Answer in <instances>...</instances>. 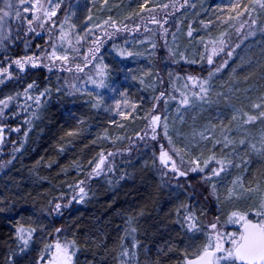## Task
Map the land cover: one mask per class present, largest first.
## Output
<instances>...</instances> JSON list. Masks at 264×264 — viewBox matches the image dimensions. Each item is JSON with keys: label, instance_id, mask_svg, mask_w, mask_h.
<instances>
[{"label": "trees", "instance_id": "1", "mask_svg": "<svg viewBox=\"0 0 264 264\" xmlns=\"http://www.w3.org/2000/svg\"><path fill=\"white\" fill-rule=\"evenodd\" d=\"M147 1L132 0L129 13L133 8L135 12L143 11ZM231 1H206L199 12L194 6L196 8L190 9L181 22L177 20L183 10L181 7L172 4L165 10L158 6L141 15L144 18L139 21L168 20L165 29L182 23L181 29L186 34L200 33L201 25L208 26L209 33H218L215 28H220L227 13L231 15L236 11ZM70 3L64 0L61 4L56 26L61 23ZM249 3V0L240 2V12ZM19 9L15 10L14 6L0 27V66L8 67L12 76L11 79L3 78L0 99L13 97L7 107L0 105V264H38L42 254L48 255L45 246L56 239L75 241L78 249L75 264H183L186 254L191 257L194 249L199 250L205 243L211 220L218 217L219 222L226 223L230 215L227 212V218L224 215L223 196L216 197L210 183L204 179L205 174L211 175L210 170L205 169L202 175H195L196 178L185 183L181 177L173 179L157 164L158 146L145 136L148 116L154 106L150 102L145 104L147 114L138 127L127 132L128 151L110 157L109 173L87 183L80 202L75 200L68 207H62L60 215L52 212L56 203L63 206L70 199L80 180H87L101 152L90 143L73 140L71 134L82 124L96 128V134H101L111 128L118 114L112 115L100 108L93 96L77 91V86L85 82L86 64L92 65L93 56L101 51V44L93 43L84 51L87 45L71 42L68 44L71 48L69 58L56 64L47 62V67L33 68L26 64L25 71L21 72L12 63L24 57H37L39 47H44L42 36L33 37L34 24L28 23L24 15L16 17L14 14ZM131 22L136 23V20ZM117 23L120 25L118 31L130 24ZM259 23L263 24V32L245 40L215 76V81L249 91L247 95L255 99L236 101L238 108L247 113L264 101V16L259 18ZM198 34L193 36L194 40ZM125 41L127 39L122 37L118 42ZM91 47L98 48L99 52L96 50L92 54ZM197 61L199 63L184 65L185 74L204 78L209 67L204 60ZM33 82L35 86L26 95L24 90ZM133 82L128 67L115 78L112 100L125 99L131 103L138 99L136 92L133 93ZM218 118L224 120L227 129L233 123L223 110ZM145 151L149 153L146 164L143 162ZM214 151L212 148L213 154ZM72 162L83 168L79 178H74L72 173L62 175ZM262 173V161L250 158L246 180L253 182ZM189 212L195 216L198 231H187L185 216ZM18 226L36 229L24 252H20L23 245L16 238ZM68 227V233L55 232L57 228L67 231ZM226 228L225 232L238 230L229 223ZM125 252L128 255H124Z\"/></svg>", "mask_w": 264, "mask_h": 264}, {"label": "rangeland", "instance_id": "2", "mask_svg": "<svg viewBox=\"0 0 264 264\" xmlns=\"http://www.w3.org/2000/svg\"><path fill=\"white\" fill-rule=\"evenodd\" d=\"M68 1L71 2L69 8L59 26H56L57 15L64 0H51V3L49 0H40L44 9H51L57 3L59 4L57 13L51 17V20L43 15L42 10H32L31 3L22 5L20 0H8L12 5L9 9L4 0H0V9L9 11L10 15V10L14 6L15 10L17 7L20 8V15H24V18L28 20L27 22L30 23L29 21H31L36 27L33 28V37L39 35L43 37L44 47H39L40 53L37 56L42 58L44 64L47 62L56 64L61 61L47 59V54H51L54 50L53 45H55L58 56L67 55L68 58L71 53L68 44L71 42L72 44L87 45L84 51L93 43L102 45L99 47L100 52L97 50L98 48L93 49L91 47L92 54L97 51L99 53L97 56H93L92 65L86 64L85 82L81 86H77V91L93 96L94 102L100 108L111 112L112 115L118 114L116 116L118 119L115 120L111 128L101 134H96V128L83 127V124L80 125L76 133L71 134L73 140L84 141L87 142L86 144L90 143V146L100 148L101 152L87 180L79 181L72 196L64 204H68L70 200L72 201L71 204L75 202L72 198L80 196V187L85 190L86 184L94 178L109 173L111 169L109 160L113 154L128 151L129 147L125 144L127 132H132L135 127H138L139 121L147 114L145 104L150 102L154 106L148 116L145 136L158 146L157 164L163 167L173 179L177 180L181 177L185 183L196 178L195 175H202L203 173L189 171L190 168L196 167L191 161L197 158H199L200 167H204L208 171L211 162L213 167L217 169L223 167L224 170L220 171L218 176L211 175L208 182L212 188L213 185L215 186L213 193L216 197L223 196L221 202L225 209L224 215L225 212L231 215L232 212L239 211L256 217L254 215L255 210L259 206L260 197L264 195V173L260 174L259 178L253 182L250 179L246 180V173L250 158L262 161L264 165V116H261V113L264 112V101L261 100L259 107L253 108L254 111L251 110L247 113L243 109L240 110V107L238 108L239 103L236 101H239L240 98H249L250 96L247 95L249 91H242L240 87H237L238 85L222 84L218 80L215 81V76L220 71L216 72L210 79L209 71L204 78L196 76L197 82L199 80L208 81L205 85L207 91L202 93L198 87H193V82L188 79L189 75L185 74L184 65H192L186 64L190 63L189 61L199 63L197 60H204L209 70H212V67L215 70L221 65L225 66L245 40L263 32V24L259 23V18L264 16V9L257 5L251 16L244 13V10L242 11L243 15L237 16V12H240L237 8L231 15L227 13V17L221 23L220 28H215L219 30L218 33L217 31L209 33L208 26L201 25L200 33L194 31L191 34H186L181 29L182 23L173 26L171 29H165L168 20L166 22L160 19L156 22L140 20L142 21L140 22L139 19L144 18L141 15L154 11L158 6L169 10L173 6L172 4H175L177 8L183 9L177 19L181 22L190 9L197 6L196 9L199 12L205 7L203 6L204 3L209 0H148L143 11L135 12L133 8L132 13H129L132 0H110V3L107 0H84V4H81L80 0ZM242 1L232 0L231 3L240 5ZM249 1V6H251V0ZM24 8H28L30 11L25 12ZM33 12L40 19H34ZM109 15L113 17L110 18ZM230 17H236V19ZM135 20L136 23L131 22ZM106 21L107 23H105ZM118 21L129 22L130 24L118 31L117 28L120 26ZM106 30L109 34L108 37ZM62 34L63 39H61ZM197 34L198 37L194 40L193 36ZM104 37L106 38L102 39ZM122 37H125L127 41L120 44L118 41ZM213 48L218 51V55L213 56L214 64L210 66L207 63V56L211 54ZM221 48L222 51H220ZM118 51L131 53V55H118ZM229 52L232 53L231 56H228ZM202 55L204 59L201 58ZM98 67L104 68L105 74L103 76L98 75ZM128 67L135 81L133 82V93L136 92L138 99L133 101L134 103H129L125 99V101H113L112 89L115 78ZM101 80L106 86L98 88L96 84ZM185 97H187V103H183ZM250 98L255 99L254 97ZM221 110L228 113L233 120L228 129L223 124L224 120L218 118ZM153 116L159 117L155 133L152 131L154 125L151 123ZM248 116L256 117L255 121L245 122L248 120ZM219 120L221 125H219ZM153 135L156 136V139H152ZM162 148L169 153L180 170L187 172L186 176H176L170 170V164L168 168H165L160 163L159 156ZM212 148H215L214 154ZM148 155L149 153H146L143 159L145 164L149 161ZM209 157H213V159L209 160ZM206 160L208 164L205 167L204 162ZM217 161L221 163H217ZM98 164L99 168H97ZM82 169L81 164L72 162L63 170L62 175L67 176V174L72 173L74 178H79ZM234 181L237 183L234 184ZM250 188L256 189V191H247ZM230 189H233L235 193L231 198H229ZM225 217L227 218L226 215ZM217 221L218 217H214L207 227L212 223H217ZM227 226V222L217 224L218 229L224 233H228L225 232ZM231 226L238 228V225L235 224H231ZM65 229L67 231L63 230V232L68 233L69 227ZM57 240L59 239H56L55 242ZM196 251L197 248L194 249V253Z\"/></svg>", "mask_w": 264, "mask_h": 264}, {"label": "snow or ice", "instance_id": "3", "mask_svg": "<svg viewBox=\"0 0 264 264\" xmlns=\"http://www.w3.org/2000/svg\"><path fill=\"white\" fill-rule=\"evenodd\" d=\"M4 3L7 8H11L12 5L8 2V0H4ZM20 3L28 4L31 3V9L36 11H43V15L47 17L49 20H51V17L55 16L57 13V9L59 8V4L57 3L54 7L51 9H44L42 3L40 0H20ZM49 3H51V0H49ZM259 6V8L264 9V0H251V6L244 5V13H247L249 16H251V13L255 11L256 6ZM167 7V5H165ZM241 7L238 3L234 4L232 6V9L235 10L237 8ZM25 12L30 11L28 8H24ZM0 12H2V15H0V27L3 26L5 18L10 15L9 11H6L4 9H0ZM242 12H237V16L243 15ZM16 17L20 16V11H16L15 13ZM33 18L34 19H40V17L35 15V12H33ZM231 19H236V17H230ZM153 19H155L153 17ZM31 23V21H29ZM107 23V21L105 22ZM255 23V21H253ZM115 26V25H113ZM31 30V29H29ZM191 34V33H189ZM63 34L61 35V39H63ZM223 43V41H221ZM53 51L51 54H47L48 60H61L66 61L68 59L67 55L64 56H58L55 51V45H53ZM223 49L221 48L220 51ZM118 55H131V53H124L122 51H118ZM218 55V51L213 48L211 54L207 56V63L208 65L214 64L213 56ZM232 53L229 52L228 56H231ZM202 59H204V56H201ZM190 63H194V61H189ZM21 72L25 71V65L31 63V66L33 68L38 66H44L47 67L46 64L43 63V60L41 57H24L21 59H16L12 61ZM226 63V62H225ZM224 65H221L220 67L215 68V70H209V79L215 75L216 72H219L221 68ZM79 68V66H77ZM51 71V69H49ZM82 71V69H80ZM98 75L103 76L105 74V70L103 67H98ZM0 84L4 83L3 78L11 79L12 76L9 72L8 67L0 66ZM188 79L193 82V87H198L200 89V92H206L207 89L205 88V85L208 83L207 80H199L197 82V77L189 76ZM35 86V82L29 83L27 85V88L24 90L25 94L27 95L28 90L32 89ZM96 86L99 87H105L103 81L101 80ZM47 91V89L45 90ZM43 95V93H41ZM198 95V94H197ZM31 98V97H29ZM203 99V97H200ZM13 97L9 96L7 99H0V105H3L4 107L8 106V102L12 100ZM36 102L39 103V97L36 98ZM187 97H185L183 103H187ZM97 106V105H94ZM254 107H259V105H254ZM261 116H264V112L261 113ZM256 117L254 116H248V120L245 122H254ZM159 120V117L153 116L151 119L152 125H155L157 121ZM18 131V129H17ZM153 133H155V127L152 129ZM165 133H166V126H165ZM152 139H156V136L153 135ZM171 143V141H170ZM177 152L179 150H176ZM183 159V158H181ZM213 159V157H209V160ZM160 163L165 167L168 168L169 164L171 165L170 170L176 174V176H186L187 172L180 170L175 161H173L172 157L169 155L167 151H164L163 148L161 149L160 156H159ZM101 163H103V160H101ZM192 164H195L196 167L190 168L189 171L196 172H204L205 168L200 167L199 165V158L191 161ZM205 167L208 164V161L205 162ZM217 163H221L220 161H217ZM97 168H99V164L97 165ZM224 170L223 167L220 169H217L215 167L210 169L211 175L218 176L220 174V171ZM211 175L205 174L204 179L210 180ZM83 183V182H81ZM234 184L237 182L234 181ZM213 191H215V186L213 185ZM249 192H254L256 189H248ZM85 190L83 187L79 188V194L80 199L77 200V198L74 196L72 199L76 200V202H80V200L83 199ZM234 190H229V198H231L234 195ZM71 200L68 202V204H64L63 206L60 203H56L52 209V212L56 215L61 214L62 207H68L69 204H71ZM254 215L257 217L256 220H253L249 217V214L239 211H234L231 213V215L228 217L227 223L229 224H235L238 225V230L234 232H228L224 233L221 232L217 223H212L209 225V231L206 233V240L203 246L197 250L195 253L192 254L190 257L189 255H185V260L183 264H264V195H262L259 199V206L256 208ZM185 220L187 221L186 227L187 231L194 232L198 231L195 221V216L193 213L189 212L185 216ZM36 231L35 228H25L23 226H18L16 228V238L21 241V244L23 247H20V252H24L27 250L29 245V240L31 239L32 233ZM56 233H60L63 231L61 228H57ZM227 245V246H226ZM19 247V246H18ZM78 251L77 245L74 240L72 241H59L57 240L54 244H47L45 246V252L48 253L47 256L44 254L41 255L40 261L38 264H44L46 261V264H75L74 257L76 256V252ZM124 255H128V253H124Z\"/></svg>", "mask_w": 264, "mask_h": 264}, {"label": "water", "instance_id": "4", "mask_svg": "<svg viewBox=\"0 0 264 264\" xmlns=\"http://www.w3.org/2000/svg\"><path fill=\"white\" fill-rule=\"evenodd\" d=\"M153 127H155V129H157V125L156 124Z\"/></svg>", "mask_w": 264, "mask_h": 264}]
</instances>
